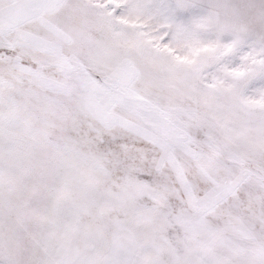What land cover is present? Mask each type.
<instances>
[{"label": "snow or ice", "instance_id": "snow-or-ice-1", "mask_svg": "<svg viewBox=\"0 0 264 264\" xmlns=\"http://www.w3.org/2000/svg\"><path fill=\"white\" fill-rule=\"evenodd\" d=\"M0 264H264V0H0Z\"/></svg>", "mask_w": 264, "mask_h": 264}]
</instances>
